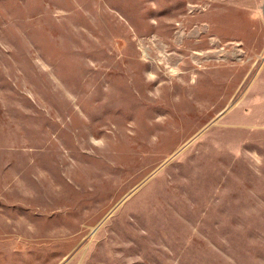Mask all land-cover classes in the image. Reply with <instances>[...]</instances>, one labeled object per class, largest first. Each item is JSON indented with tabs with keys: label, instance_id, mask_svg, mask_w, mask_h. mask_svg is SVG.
I'll return each instance as SVG.
<instances>
[{
	"label": "rangeland",
	"instance_id": "obj_1",
	"mask_svg": "<svg viewBox=\"0 0 264 264\" xmlns=\"http://www.w3.org/2000/svg\"><path fill=\"white\" fill-rule=\"evenodd\" d=\"M0 264H264V0H0Z\"/></svg>",
	"mask_w": 264,
	"mask_h": 264
},
{
	"label": "crops",
	"instance_id": "obj_2",
	"mask_svg": "<svg viewBox=\"0 0 264 264\" xmlns=\"http://www.w3.org/2000/svg\"><path fill=\"white\" fill-rule=\"evenodd\" d=\"M249 152V151H247ZM246 159H240L238 162H241L239 165H234L235 167H241V176L238 177V180L241 182L240 187L233 185L232 187H229L228 195L232 193L231 196H233L234 199H238L240 202H249L250 198H254L256 195L255 189L252 187L251 180L253 179V175L251 174L252 168H254V163L250 160V155H245ZM224 180L226 181L227 178H233L235 179L236 175L234 177H228L227 175H223ZM239 186V185H238ZM231 188V191H230ZM226 189V187H225ZM251 202V201H250Z\"/></svg>",
	"mask_w": 264,
	"mask_h": 264
}]
</instances>
